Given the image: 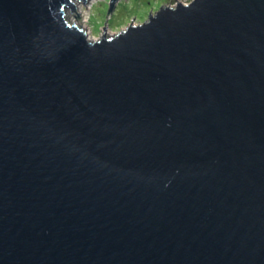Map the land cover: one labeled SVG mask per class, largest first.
I'll list each match as a JSON object with an SVG mask.
<instances>
[{
	"label": "water",
	"instance_id": "obj_1",
	"mask_svg": "<svg viewBox=\"0 0 264 264\" xmlns=\"http://www.w3.org/2000/svg\"><path fill=\"white\" fill-rule=\"evenodd\" d=\"M76 1L0 0V264H264V0Z\"/></svg>",
	"mask_w": 264,
	"mask_h": 264
},
{
	"label": "rangeland",
	"instance_id": "obj_2",
	"mask_svg": "<svg viewBox=\"0 0 264 264\" xmlns=\"http://www.w3.org/2000/svg\"><path fill=\"white\" fill-rule=\"evenodd\" d=\"M160 1L176 3V0H118L114 10L109 13L110 0H89L86 4L80 2L79 10L82 18L84 13L88 17L86 22L88 28L86 29H89L92 35L99 38L103 35L105 19L109 31L118 32L128 26L129 18V24H137L138 20L143 18L148 19L149 12H154L155 4ZM179 1L186 3L189 0ZM70 10L71 8H67V12Z\"/></svg>",
	"mask_w": 264,
	"mask_h": 264
},
{
	"label": "bare ground",
	"instance_id": "obj_3",
	"mask_svg": "<svg viewBox=\"0 0 264 264\" xmlns=\"http://www.w3.org/2000/svg\"><path fill=\"white\" fill-rule=\"evenodd\" d=\"M75 3L77 4L78 8L80 9V7H79V6H80V2L76 1ZM80 12H81V11H80ZM82 20H83L84 25L86 26V22L88 21V17H87V15H86V13H84ZM85 28H88V27L86 26ZM86 30H87L88 35H89V37H90L91 39L94 40V39L97 38L96 36H94V35L91 34V31H89V29H86Z\"/></svg>",
	"mask_w": 264,
	"mask_h": 264
}]
</instances>
